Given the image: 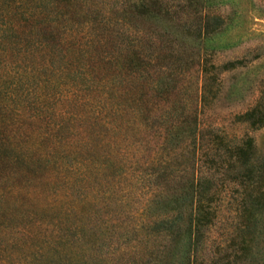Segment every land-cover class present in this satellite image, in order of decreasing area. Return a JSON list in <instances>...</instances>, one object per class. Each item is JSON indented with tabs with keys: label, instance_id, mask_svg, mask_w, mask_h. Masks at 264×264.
Here are the masks:
<instances>
[{
	"label": "trees",
	"instance_id": "16d2710c",
	"mask_svg": "<svg viewBox=\"0 0 264 264\" xmlns=\"http://www.w3.org/2000/svg\"><path fill=\"white\" fill-rule=\"evenodd\" d=\"M5 1L0 0L5 17L0 34L10 47L8 57L26 60L28 66L8 70V86L0 85V116L7 120L0 118V171L20 174L18 181L0 185V264H264L255 257L259 246L264 249V235L259 241L257 230L249 233L250 242L237 246L239 261L223 262L210 254L214 192L200 190L209 176L202 164L206 153L198 113L216 96L220 73L240 60L214 63L199 55L194 99L155 104L133 95V77L127 88L111 70L108 79L94 77L28 33L29 26L58 11V0ZM61 1L84 15L74 0ZM186 9L181 8L179 21L198 17L200 37L208 34V19L221 20L199 6L192 15ZM155 112L160 117L156 126ZM30 119L43 127L20 133V125ZM234 120L251 129L264 124V79L255 102ZM74 121H80L78 130ZM147 134L158 139L144 142ZM162 135L175 147L164 144ZM250 141L245 136L235 144L226 162L247 157L253 150ZM172 162L179 163L177 171ZM258 186L252 183L249 203L240 198L235 213L245 234L249 217L244 214L258 224L264 209V181ZM220 248L216 245V252Z\"/></svg>",
	"mask_w": 264,
	"mask_h": 264
},
{
	"label": "rangeland",
	"instance_id": "374dc122",
	"mask_svg": "<svg viewBox=\"0 0 264 264\" xmlns=\"http://www.w3.org/2000/svg\"><path fill=\"white\" fill-rule=\"evenodd\" d=\"M22 2L40 3L39 0ZM74 3L77 12L81 10L84 15L67 10L58 0L55 2L58 11L42 19L41 24L29 26L28 33L46 50L71 65L86 68L94 77L108 79L111 70L124 79V88L128 87L127 80L133 77L134 84L130 83L133 95L151 99L152 103L165 99L182 98L188 102L194 99L200 83L199 55L208 56L214 63L240 60L234 68L220 73L216 96L198 113L200 143L206 153V163L202 164L204 174L209 176L200 190L214 192L212 207L216 215L207 242L209 252H214L219 261H239L235 252L239 243L250 242L249 233L256 230L259 241L264 235V209L257 216L258 224L252 223L248 212L244 214L245 218L249 217L245 222L246 234L241 231V220L235 214L240 198L249 203L252 183L258 189L264 181V124L251 129L234 120L255 102L264 79V0H74ZM196 6L209 16L221 18L220 21L208 19V34L201 37L197 32L198 17H195L197 21L194 18H189L187 23L179 21L181 8L186 7L192 15ZM51 23L57 28L47 27ZM3 25L2 8L0 31ZM6 42L0 34V85L8 86L5 73H11L8 71L11 68H27L28 61L10 60L7 51L10 47ZM127 51L131 57H126L129 56ZM7 61L11 63L7 65ZM0 118L7 121L6 116ZM158 121L160 117L155 112L153 125H158ZM79 125L80 121H74L73 128L78 130ZM20 126V133L31 131L34 134L43 124L30 119ZM245 136L251 139L252 152L240 163L226 162L233 146ZM143 139L148 143L157 140L158 135L147 134ZM162 140L167 146L175 147L174 140L168 136L162 135ZM146 160V157L140 159L138 165L143 167L145 163L142 162ZM177 164L170 163L174 171L179 169ZM19 179L20 174H8L7 169L0 171L1 186ZM21 185L24 187L23 183ZM248 211L252 213L255 207ZM216 245L222 247L218 252ZM255 257L264 261V249L260 246Z\"/></svg>",
	"mask_w": 264,
	"mask_h": 264
}]
</instances>
